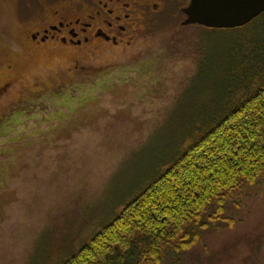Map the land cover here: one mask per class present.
<instances>
[{
  "label": "rangeland",
  "instance_id": "rangeland-1",
  "mask_svg": "<svg viewBox=\"0 0 264 264\" xmlns=\"http://www.w3.org/2000/svg\"><path fill=\"white\" fill-rule=\"evenodd\" d=\"M188 3L162 1L130 45L52 52L24 39L51 0H0V264H60L175 147L234 40L183 26ZM226 215L163 264H264V174Z\"/></svg>",
  "mask_w": 264,
  "mask_h": 264
},
{
  "label": "trees",
  "instance_id": "trees-1",
  "mask_svg": "<svg viewBox=\"0 0 264 264\" xmlns=\"http://www.w3.org/2000/svg\"><path fill=\"white\" fill-rule=\"evenodd\" d=\"M207 29L234 40L201 108L110 220L60 264H163L212 224L233 225L227 203L264 174V13L242 27Z\"/></svg>",
  "mask_w": 264,
  "mask_h": 264
},
{
  "label": "flooded vegetation",
  "instance_id": "flooded-vegetation-1",
  "mask_svg": "<svg viewBox=\"0 0 264 264\" xmlns=\"http://www.w3.org/2000/svg\"><path fill=\"white\" fill-rule=\"evenodd\" d=\"M162 1L51 0L54 5L48 8L45 21L34 29L27 28L24 39L35 51L52 52L59 47L81 52L98 45L117 48L130 45L138 19L157 13ZM7 68L10 71L13 67ZM14 83L9 79L0 84V100Z\"/></svg>",
  "mask_w": 264,
  "mask_h": 264
},
{
  "label": "water",
  "instance_id": "water-1",
  "mask_svg": "<svg viewBox=\"0 0 264 264\" xmlns=\"http://www.w3.org/2000/svg\"><path fill=\"white\" fill-rule=\"evenodd\" d=\"M182 25L196 24L206 28L242 27L264 13V0H189L182 8Z\"/></svg>",
  "mask_w": 264,
  "mask_h": 264
}]
</instances>
